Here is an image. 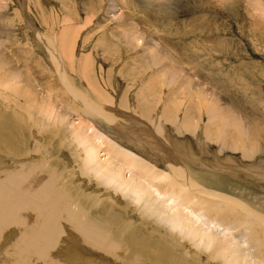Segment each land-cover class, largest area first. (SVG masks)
I'll list each match as a JSON object with an SVG mask.
<instances>
[{"label": "bare ground", "instance_id": "obj_1", "mask_svg": "<svg viewBox=\"0 0 264 264\" xmlns=\"http://www.w3.org/2000/svg\"><path fill=\"white\" fill-rule=\"evenodd\" d=\"M70 1L65 0V3ZM235 1L237 3V0ZM250 1L253 2L250 4L263 13L264 0ZM33 3L38 12L47 9L39 5L40 0H35ZM259 5L262 8H257ZM40 16L41 22L48 24L53 32L50 35L37 33L40 39L45 41L53 68L47 67L46 61L40 56L38 50L33 49V46L28 43L12 40L16 50L11 51L13 48L11 40L3 39L8 29L3 27L0 29V157L3 160L13 159L9 161L10 163L0 159V264H264V211L238 197L239 194L234 196L227 193L229 188L224 187L219 181H214L217 176L211 175L206 170L209 168L217 170L216 165L224 164L220 159L217 160L218 156L215 153L213 158L203 159L202 155L190 154L193 147H185V152L175 150V147H183L182 142L185 140L180 139V136H185L183 132L198 126L193 124L191 111L193 108L190 110L191 118L183 117L184 115L179 118L180 110L174 112L173 107L170 108L169 103L173 100L170 98L171 101H167L163 111H160L162 120L158 119V125H155L154 131L149 123L146 125L147 122H145L146 126L137 128L128 127L124 123L116 124V127L120 125L122 128L118 130L125 132L123 134L126 137L125 141L128 142L125 143L127 147L121 146L113 138L103 134L96 127V121L94 125L88 123L94 118L90 120L85 118L88 121L81 120V117L80 121L72 120L71 117L74 114L72 111H76L79 116L87 117L98 113L111 121L117 117H115L116 113H121V110L117 108L120 107L119 105H113L112 110L108 108L104 111L102 104L94 101L90 93L77 91L73 87L69 71L71 67L77 65L73 63L71 65L67 61L70 54L69 45H67L70 41V29L67 27L76 24L72 21L73 15L64 18L69 23L64 22L65 29L60 32L61 39L58 37L60 33H54L55 25L58 23L55 20L57 16L45 18L43 13ZM24 17L25 21L22 23L31 27L33 25L31 18L27 16V13ZM77 22L79 24L82 20L78 19ZM257 23L263 25L258 20ZM1 25L13 24L2 23ZM260 25L257 24V27ZM169 29L166 31L170 33L165 34L170 38L162 36L164 43L167 40L171 41L174 28ZM132 36L128 45H132L136 39L141 38L136 34ZM261 37L264 42V30ZM202 50L198 48L192 50V53H185L184 49H179L178 53H180V59L186 61L187 55L195 59L196 56L201 55ZM223 50L225 49H222V52ZM109 51H112V48ZM150 51L147 59L141 57L137 62L134 61L142 68L138 71V67L134 65L137 71L131 74L136 72L137 75L142 73L146 75L144 72L151 67V63L160 59L159 50H156L157 53H154V49ZM87 60L89 62V59ZM87 65L91 67V64L87 63L86 69ZM123 67L127 68V66ZM166 68H163L164 71ZM238 70L241 73L240 69ZM90 72L93 73L92 69ZM171 72L165 71L163 77L154 72L146 86L141 87V90L138 89L141 93L137 94L140 97L149 94L154 95V98L155 96L160 98L164 87L169 83L173 84L178 75L170 74ZM86 73L82 69L81 74L84 78L87 76ZM257 73L262 74L263 71ZM249 74L252 73L249 72ZM259 77L261 78V75ZM207 78L212 79V81L209 80L210 84H216L219 88L232 89V85L227 84V81H217L209 74ZM56 79L59 80L60 86L63 83V86L72 92L76 100L82 101L79 107H73V104L67 101L62 108L59 107V97L62 96L60 93L65 90V87L62 86L63 91L58 88ZM87 81L98 100L108 95L103 96L102 89H97L96 81L94 82L93 79ZM194 84L191 87L190 83L186 87L185 94L181 93L178 103H185L183 102L185 96L198 97L196 100L198 105L209 115L206 114L207 120L209 121L210 118L213 123L216 120L220 121L218 126H216L218 122L215 123L217 128L207 124L203 130L204 137L201 134L202 137L206 141L220 142L219 148L242 149L247 158L250 155L253 158L256 150L263 154L264 117L258 112L257 103L247 101V98L244 100L236 98L237 103H235L233 102L235 94L227 93L234 110L242 113V115L239 114L242 117L236 119L227 105L217 102L215 88H207L206 90L210 91L207 92L204 91L203 83H200L198 87ZM201 85H203L202 89ZM204 92L211 98L206 97ZM13 93L18 98L12 101L10 97ZM193 97L191 98L195 100ZM8 98L10 99L6 100ZM107 99L108 97L105 101ZM261 100L264 98H260L259 103ZM113 101L109 103L113 104ZM147 101L149 102L148 99ZM82 106H85L83 111L80 109ZM76 107L77 109L74 110L73 108ZM234 110L231 112H235ZM150 112L151 110L142 107L140 114L151 117V120L157 118V112L155 115ZM122 115L124 116L123 113ZM133 117L135 116H132V120ZM113 121L115 125V120ZM166 121L173 123V133H177V135L172 133L175 135L174 138L171 133L169 135L166 133L168 137L163 134L167 131L166 129L169 131L171 129L165 126ZM134 122L138 124L137 119ZM53 129H56V133ZM155 131L159 132V136L155 135ZM53 133L54 136L60 135L59 141L53 140ZM205 140L203 139L204 143H206ZM73 142L80 147L79 153L76 151V154L72 152L74 154L71 155L63 153L66 147L64 143L70 146ZM204 146L202 141L198 145L199 150L202 149L201 154L205 150H203ZM131 147L142 156L135 153ZM146 150L150 152L149 156L152 155L150 160L143 157ZM75 155L76 158L81 157V163L78 164L80 173L89 177L87 186L92 190L88 191L86 187L85 189V183L82 180L77 181L78 183L73 181L76 168L73 170L71 156L75 157ZM229 158L231 161V156ZM159 160L164 163L163 167L161 165L163 169L159 167ZM230 161L228 159V162ZM232 163L236 164L234 161ZM249 166L250 170L255 171L259 167L251 164ZM233 169L236 170L235 168L229 170L234 175L236 172ZM241 170L245 172V169ZM208 176L210 178H206ZM104 190H111L114 195Z\"/></svg>", "mask_w": 264, "mask_h": 264}, {"label": "rangeland", "instance_id": "obj_2", "mask_svg": "<svg viewBox=\"0 0 264 264\" xmlns=\"http://www.w3.org/2000/svg\"><path fill=\"white\" fill-rule=\"evenodd\" d=\"M34 1L35 0L33 1L32 0H0V13L2 12V15L0 16V29L2 27L7 28L9 34H11L9 37V34L7 32V34L3 36L4 40L9 41L7 40L8 38L11 40L10 43L12 47L15 48V49L11 48V51L15 52L16 50V46L12 44L15 40H18L20 42L22 41L21 43H24V42L28 43L29 45L33 46L32 47L33 49L35 48L38 50L40 56L46 61L45 65H47V67L49 68H53V63L49 57V52L46 49L47 46L45 44V41L43 39L41 40L40 36L37 34V33H46L47 35H50L53 32L51 30V27L48 24H45V22L44 23L41 22L40 14L43 13L45 18H50L51 16L53 17L57 16L55 18V20L58 22L55 25V29H54L55 34L63 32V30L65 29V27L63 26L65 25V23H69V21L66 22L64 18L66 19V17L67 18L72 17L73 15L72 21L75 22L76 24H72L70 25V27H67L70 29V41L67 43V45H69L70 54L68 56L69 58L67 61L70 62L71 65L72 63L77 65L73 68L71 67L69 71L70 72L69 74L71 75L73 87L77 91L84 92V93H90L94 101H96L100 105L102 104L103 106H105L103 107L101 105L104 111H106L108 108L109 110L110 108L112 110L113 105L115 106L119 105L120 107H117V108L118 110H121V113L120 114L116 113L115 117L116 116L117 117L113 119L115 120V125H114L113 120L109 121L103 115L98 114V113H95L93 116H90L91 117L90 118V117H87L86 115L79 116L76 113V111H72L74 113L71 117L72 120L80 121V119L82 120V119L87 118L90 120L94 118V120H90L91 122L88 121L87 119L85 120L88 121V123H93V125L96 121L95 123V125L97 124L96 127H98V129L103 134L105 133L107 136L113 138L121 146L127 147L125 143H128V142L125 141L126 137L123 134L125 132H121L122 128H120V125L116 127V124L118 125L119 123H124L128 127L137 128L142 125L146 126L149 123L152 126L153 131H154L155 125H158V119L162 120L160 111H163L164 104H166L167 101L170 102L171 99H173L174 101L172 100L170 102L172 103L173 106L170 103H169V106L171 109L173 107L172 110H174V112H177L180 110L178 114L181 116H179V118L182 117L183 115H184L183 117H189V118L193 116L192 117V119H194L193 124L198 125L197 128L193 130L190 129V130H186L188 132L186 131L183 132L185 136H180V139L183 141L185 140L184 142H182L184 148L175 147V150L185 152L186 150L185 147H193V149H191L190 154L191 155L199 154L198 156L202 155L203 159L213 158L214 153H215L218 156V158L216 156L217 160L220 159L221 162H224V164L219 163V165L221 164L220 166L216 165L218 166L217 170H214V169L211 170L210 168L206 170L210 172L211 175L215 174L217 176L216 178H214V181L215 180L219 181L220 183L224 185V187L229 188L227 190V193H230L231 195H234V196H236V194L237 195L239 194L238 197L243 198L247 202L249 201L248 203L254 205L255 207H258L259 209L262 210V212L264 211V153L262 154L261 151L256 150L255 151L256 153L255 154L253 153V158L251 157V155L250 157L248 156L247 158L246 156H244V151L242 149H239V150L231 149L230 150L224 147H220L222 148L221 150L219 148V146H221L220 142H217V141L212 142V140L206 141L205 138H203L204 137L203 130L205 126L207 124H209V126L211 125L215 126V123L218 121L216 120L214 121L215 123H213V121L210 120V118H209L210 122L207 120L208 119L207 116L209 115L207 114V112L202 110L200 106L198 105L196 101L198 97L196 98L195 96L194 97L191 96L195 98L194 100L191 97L185 96V98L183 99L184 100L183 102L185 103L183 104L178 103L181 93L185 94V89L190 83H191V87L193 86L194 83L197 84V85L194 84V86L196 87L200 86L199 85L200 83H203L205 86L204 91H207L206 90L207 88L209 89L210 88L212 89V87L215 88L214 90L216 91L214 92L218 96L217 102L219 103L220 101L221 104L223 103L224 105H227V107L230 109L229 110L230 113L232 114V116L234 115L233 117H236V119L241 118L242 113L238 111L236 112V110H234V106H232V103L230 101V96L226 95L227 93L231 95L235 94L233 98V102L235 103H237V100H235L236 98H240L239 100H244L245 98H247V101L251 100L250 102L254 104L257 103L256 106H259L258 112L261 114L262 117H264V100H261V102L259 103L260 98H264V50H263L264 42H262V37H261V33L264 30V9H262L263 13H261L260 12L261 10L258 11L253 4H250V3H253L250 0H237V3L235 0H71L68 3H65V0H40L39 5L41 4L40 6H43L45 7V9L47 8L48 10L46 9L43 12H38V10H36L35 4L33 3ZM23 5L27 7L25 8V6ZM260 6L261 5H259L257 8H262V6L261 7ZM26 9H29V10L26 11ZM25 13H27V16L31 18L30 21L33 23L31 27L25 26L22 23V21H25L24 20ZM78 19L82 20V22L79 24H77ZM257 20L260 21L263 25H260L259 23H257ZM61 21H63V23ZM163 21L165 23H163ZM2 23H5V24L12 23L13 25L3 26L1 25ZM52 23L54 24L53 21ZM257 24L262 26V27L259 26L260 27L259 30H257L259 28L257 27ZM167 25H171L172 27L167 26ZM168 28L170 29L174 28L171 33L172 42L170 41L171 42L170 43L168 42L169 40H167L169 44L174 43L172 46L171 45L169 46L167 42L164 43L162 40L164 36L170 38L169 35L167 36L165 34V33L168 34L169 31L168 32L166 31ZM176 33H180V34H176ZM61 34L62 33L58 34V37L60 39L62 37ZM132 34H136L138 37L140 36L141 38L139 40L136 39L132 45L130 44L128 45V41L131 39V37H133ZM12 35H13V39H11ZM102 38H103V41H102ZM108 43L109 45H107ZM149 44L152 46V48L151 46L149 47ZM147 47L148 49H146ZM110 48H112V51H109ZM198 48L200 50L203 49L201 51L200 56H196L195 59H193L192 56L187 55L186 61L180 59L181 56H180V53H178L179 49H184L185 53H192L193 52L192 50H195ZM152 49L155 50L154 53H157L158 51L156 50H159L158 53L160 55V59L157 60L156 62L151 63V67L149 69L147 68L148 71L146 70L144 72L146 75L142 73V75L140 74L141 75L140 76V75H137L136 72H134L135 74L132 73L133 74L132 75L131 72L137 71V70L139 71L142 68L141 65L139 66L136 65L137 63L135 64L134 61L137 62V60H140L141 57H144L147 59L148 58L147 55H149L150 52L152 53V51H150ZM222 49L226 50V51L223 50L225 53L222 52ZM228 49H231V50L229 51ZM123 51L124 53L121 54V52ZM87 59H89L90 63L88 62ZM83 62L84 64H82ZM87 63L91 64V67L87 65V69H86L85 64ZM19 64L21 63L19 62ZM134 65L138 67L137 68L135 66L137 70L134 68ZM82 66L84 67L82 68ZM123 66H127V68ZM30 67L31 66H29V68ZM162 67L163 68L167 67L165 71H168V72L173 71L170 74H174L175 76L178 74L177 77H175V82L173 84L169 83L168 86H165L160 98L157 97L158 99L156 98V96L154 98V95H149V94L140 97L139 94L141 93L140 91L141 87L144 88L146 86V84L149 82L151 78V75L154 72L156 74L159 73L161 77L164 76L165 71ZM29 68L27 69L29 70ZM197 68H202V69L200 70ZM82 69L85 70V73L87 70V73H86L87 76L85 78L81 74ZM91 69L93 73L90 72ZM238 69H240L241 73L239 72ZM88 70H89V73H88ZM260 71H263L262 74L259 73L261 75V78L259 77L260 75L257 73ZM249 72L252 73L251 75H254V76H251ZM89 74H93V75H89ZM208 74L211 77H215L217 81H224V82L227 81L226 82L227 84L232 85V89H226L223 87L219 88L218 85L216 84H210L209 80L212 81V79L207 78ZM253 77L254 79L252 80ZM88 79L89 80L93 79L94 82L95 81L97 82L96 83L97 89L99 88L102 89L101 91H102L103 96L108 94L107 96L104 97L105 99L108 97L106 101L103 97L101 100H98L96 98V95L92 92V89L87 81ZM56 81H57L58 88H60L63 91L62 86L64 84L61 82L62 86H60L59 80L56 79ZM181 83H183L184 85ZM63 87H65V90L62 93H60L62 96L59 97L60 98L59 100L60 108L64 106L65 104L64 102L66 101L69 103L71 102L73 104V107L82 104V101L79 99L76 100L72 92L66 86H63ZM202 88H203V85H201V89ZM98 91L100 92V90ZM138 92L139 94H137ZM207 92H210V91H207ZM204 95H206V97H208L209 99L211 98L210 95H208L206 92H204ZM146 96L147 98H143ZM250 96L254 99L250 98ZM10 98L6 100H9V99L14 100L15 98H18V97L15 96V94L13 93V95ZM147 99L149 100V102L147 101ZM112 100H114L113 104H110ZM175 101H177V103ZM191 102L193 104L195 103L196 106L195 104L193 105ZM123 106H124V109L122 110ZM192 106H194L195 108ZM142 107L143 109L146 108V109H149V111L151 110L150 112L151 114L155 115V112H157L156 114L157 118H154L153 120H151V117H148L145 114L143 115L140 114L142 111ZM130 108L133 109V111H131ZM73 109L76 110L77 107ZM80 109L81 110L85 109V106L80 107ZM190 110L192 111V116L190 115L191 113ZM232 110H234L235 112L233 113H236V114H233L231 112ZM144 112L146 113L147 111L145 110ZM122 113L124 114V116L122 115ZM125 113H128L129 115L127 114L125 115ZM130 113L132 115H130ZM184 113H186L187 115ZM239 114L241 115L239 116ZM132 116H135V118L133 117V120L131 119ZM136 119L138 120L139 126L136 122H134L136 121ZM178 121H180V119ZM145 122H147V124ZM219 122L216 123V126L219 125ZM165 126L167 128L170 127L171 129L169 128L170 131L166 129L167 131L163 133L164 136L166 135V133L167 135H169L170 133L171 135L173 134L177 135V133L175 132L173 133V130H174L172 129L173 123L166 121ZM118 129H121V130H118ZM53 132L56 133V129H53ZM201 134L203 135V137ZM155 135L159 136V132L156 133L155 131ZM161 135L162 134H160V136ZM175 135H173L172 137L174 138ZM115 136H117L118 138ZM52 137L54 138L53 140H56V142L59 141L60 139L59 134H56L54 136V133H53ZM203 139L205 140L206 143H204ZM199 140H201L202 144L205 145L203 148V150L204 149L205 150L202 151V154H201L202 149L199 150V147H198V145H200L201 143V141L199 143ZM64 144L66 145V147L65 149H63V153H67L71 155L74 153L76 154V152L80 150V147L77 145L76 142H73V144H71L72 146L71 145L68 146L67 143H64ZM206 147H207V150H206ZM131 149L135 153H139L138 151H136V149L132 147ZM205 151H206V154H204ZM145 153L146 154L145 155L143 154L144 155L143 157L146 159L149 158L150 160L151 158L150 156H152V155L149 156L150 152L146 150ZM230 156H231V161L233 160L236 164L232 163L233 161L232 162L230 161V158H229ZM77 158H76V155L75 157L71 156V161H72V164L74 165L73 170H75L76 168L75 178L73 181L78 183L77 181L82 180L85 183L84 188L86 187L88 191L92 190L91 188L87 186L89 184L87 182L89 180V177L85 174L80 173L78 164L81 163V160H80L81 157L77 156ZM0 159L2 158L0 157ZM225 159L227 160V162ZM228 159L230 162H228ZM12 160L13 159L7 158L3 161L4 162L7 161L8 163H10L9 161H12ZM159 162L160 163L158 164H159L160 169H163L161 168V165L163 167L164 163L161 162L160 160ZM228 163H230L231 165H229ZM249 164L254 165V166L257 165L259 167L256 171L250 170ZM76 165L77 167H75ZM223 165H226V166H223ZM228 166L229 168H227ZM230 167L236 169V170L233 169L236 172L234 173V175L231 172V170H229L231 169ZM239 167L241 169H245V172L242 171ZM237 169L241 172H239ZM231 173L232 175H230ZM244 175H246L245 176L246 178L244 177ZM255 175H257L258 177ZM206 178H210V177L208 176ZM197 179L199 180L198 177ZM93 180L96 181L95 178ZM96 184L97 183L95 182V186H97ZM104 191L108 194L110 193L114 195L111 190L110 191L104 190ZM233 192L234 194H232ZM115 201L119 202V200H115Z\"/></svg>", "mask_w": 264, "mask_h": 264}]
</instances>
